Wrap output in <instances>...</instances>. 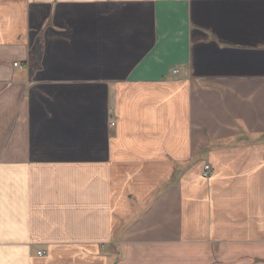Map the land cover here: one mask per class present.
<instances>
[{
	"label": "crops",
	"instance_id": "obj_1",
	"mask_svg": "<svg viewBox=\"0 0 264 264\" xmlns=\"http://www.w3.org/2000/svg\"><path fill=\"white\" fill-rule=\"evenodd\" d=\"M0 264H264V0H0Z\"/></svg>",
	"mask_w": 264,
	"mask_h": 264
},
{
	"label": "built area",
	"instance_id": "obj_2",
	"mask_svg": "<svg viewBox=\"0 0 264 264\" xmlns=\"http://www.w3.org/2000/svg\"><path fill=\"white\" fill-rule=\"evenodd\" d=\"M17 64L18 63H15V65H17ZM173 72L174 73L178 72V69L173 70ZM112 125H114V122H112ZM211 172H212V166L209 163H207L205 165V167H204V170H203V176L204 177H208V176H210ZM38 254L39 255H43L44 254V251L43 250H39L38 251Z\"/></svg>",
	"mask_w": 264,
	"mask_h": 264
}]
</instances>
